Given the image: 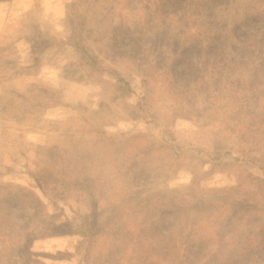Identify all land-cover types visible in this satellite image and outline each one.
Segmentation results:
<instances>
[{"label": "rangeland", "instance_id": "1", "mask_svg": "<svg viewBox=\"0 0 264 264\" xmlns=\"http://www.w3.org/2000/svg\"><path fill=\"white\" fill-rule=\"evenodd\" d=\"M0 264H264V0H0Z\"/></svg>", "mask_w": 264, "mask_h": 264}, {"label": "trees", "instance_id": "2", "mask_svg": "<svg viewBox=\"0 0 264 264\" xmlns=\"http://www.w3.org/2000/svg\"><path fill=\"white\" fill-rule=\"evenodd\" d=\"M175 148H178L180 150L184 149V147H180V146H178V147L175 146Z\"/></svg>", "mask_w": 264, "mask_h": 264}]
</instances>
